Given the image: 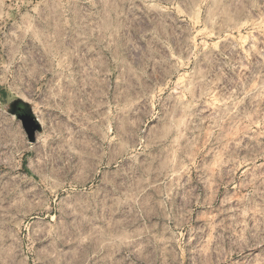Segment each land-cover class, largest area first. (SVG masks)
Instances as JSON below:
<instances>
[{
    "label": "rangeland",
    "instance_id": "obj_1",
    "mask_svg": "<svg viewBox=\"0 0 264 264\" xmlns=\"http://www.w3.org/2000/svg\"><path fill=\"white\" fill-rule=\"evenodd\" d=\"M0 264H264V0H0Z\"/></svg>",
    "mask_w": 264,
    "mask_h": 264
},
{
    "label": "water",
    "instance_id": "obj_2",
    "mask_svg": "<svg viewBox=\"0 0 264 264\" xmlns=\"http://www.w3.org/2000/svg\"><path fill=\"white\" fill-rule=\"evenodd\" d=\"M22 101V100H21ZM20 108H14L12 105V114L16 116L22 123L24 130L26 131L29 140L34 141V134L40 129V124L36 118L30 113L27 104L22 101Z\"/></svg>",
    "mask_w": 264,
    "mask_h": 264
},
{
    "label": "bare ground",
    "instance_id": "obj_3",
    "mask_svg": "<svg viewBox=\"0 0 264 264\" xmlns=\"http://www.w3.org/2000/svg\"><path fill=\"white\" fill-rule=\"evenodd\" d=\"M59 173V172H58ZM58 173H52L51 175H45V176H41V180L44 184L45 190H49L50 194H54L55 196L58 195V193L62 190L64 183L61 182V177ZM80 181V180H79ZM82 181V180H81ZM75 182V181H74ZM78 183H83V182H77ZM34 188V187H33ZM36 188V186H35ZM32 189L31 192L36 193L37 189ZM41 191V190H40ZM43 191V190H42ZM41 191V192H42ZM68 191V190H67ZM45 211V210H44Z\"/></svg>",
    "mask_w": 264,
    "mask_h": 264
},
{
    "label": "trees",
    "instance_id": "obj_4",
    "mask_svg": "<svg viewBox=\"0 0 264 264\" xmlns=\"http://www.w3.org/2000/svg\"><path fill=\"white\" fill-rule=\"evenodd\" d=\"M21 103H22V101L20 99H16L12 104L13 105H15V104L16 105H22Z\"/></svg>",
    "mask_w": 264,
    "mask_h": 264
},
{
    "label": "flooded vegetation",
    "instance_id": "obj_5",
    "mask_svg": "<svg viewBox=\"0 0 264 264\" xmlns=\"http://www.w3.org/2000/svg\"><path fill=\"white\" fill-rule=\"evenodd\" d=\"M13 105V104H12ZM13 107H16V108H20L21 106L20 105H13Z\"/></svg>",
    "mask_w": 264,
    "mask_h": 264
}]
</instances>
